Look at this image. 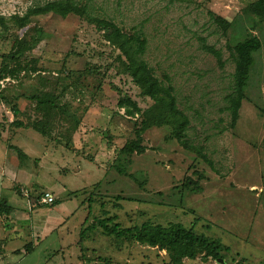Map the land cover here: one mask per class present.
Instances as JSON below:
<instances>
[{
    "label": "rangeland",
    "instance_id": "obj_1",
    "mask_svg": "<svg viewBox=\"0 0 264 264\" xmlns=\"http://www.w3.org/2000/svg\"><path fill=\"white\" fill-rule=\"evenodd\" d=\"M52 1L0 0V17L23 16ZM76 1L93 17L145 35L144 59L160 81L170 78L177 106L189 118L188 140L211 164L172 139L169 127H153L143 135L146 151L124 163L127 176L120 175L116 160L134 139L139 116H126L118 100L127 95L142 110L152 102L123 73L119 51L87 17L37 16L21 29L0 24V69L16 66L4 59L15 37H36L35 27L43 32L22 61L29 68L34 60L40 70L0 80V200L13 207L10 216H0V264L168 262L165 251L108 236L100 227L89 231L105 214L122 227L180 223L230 248L223 263L197 258L183 264H264V28L261 36L255 31L263 49L232 128L226 96L235 70L229 48L234 33L224 34L210 20L214 14L233 22L257 0ZM202 39L221 51L222 62L201 49ZM41 91L57 95L66 108L67 116L48 119V138L31 128L42 120L34 99ZM14 104L25 128L10 125ZM10 144L28 160L20 164ZM16 185L33 194L59 191L53 194L61 203L30 209ZM29 244L33 250L26 253Z\"/></svg>",
    "mask_w": 264,
    "mask_h": 264
},
{
    "label": "trees",
    "instance_id": "obj_2",
    "mask_svg": "<svg viewBox=\"0 0 264 264\" xmlns=\"http://www.w3.org/2000/svg\"><path fill=\"white\" fill-rule=\"evenodd\" d=\"M50 14L62 18H66L72 14L87 17L89 21L93 22L98 30L104 33V38L107 43L119 51L118 59L123 73L130 76L133 83L139 89L140 94L143 97L149 98L152 102L147 109L142 110L137 102L127 95L120 97L118 100V107L124 109L126 116L130 118L139 116L133 126L134 139L126 142L116 160V170L120 175L127 176L125 168L122 167L124 163H131L133 155H141L146 151V147L143 145V135L153 127H169L172 139L186 150L197 151L206 162L211 164L206 156L201 154V150L193 147L188 140L187 130L190 124L189 118L177 106V98L170 78L166 76L165 82L160 81L144 59L147 49V39L140 31L129 34L124 32L113 21L93 17L89 14V8L86 4H82L76 0H56L48 2L43 6L28 9L23 16L14 15L7 20L0 17V24L5 27V22L6 24L9 22L14 27L21 29L28 26L32 18ZM210 20L222 29L224 34L229 30H232L234 33L229 48L235 62V70L232 75L231 92L226 96L228 103L226 110L229 112L231 118L230 125L234 128L239 120V113L243 101L246 98V91L249 87L251 75L256 64V56L263 49V41L260 36L261 29L264 28V0H257L250 4L245 11V16H239L233 22H227L214 14H210ZM34 31L36 37L32 36L27 39L29 36H17L14 38L12 41V51L4 55V59L8 64L14 62L16 66L14 68H8L3 65L0 69V80L8 77L17 79L23 70H30L32 73H37L40 70L37 68L38 63L34 60L31 61L29 68L27 64L23 65L22 62L25 60L26 53L30 52L42 38L43 32L41 28L35 27ZM255 31H260V36L255 34ZM201 49L212 54L218 62H222L221 51L217 50L214 46L208 45L205 39H202ZM34 99L36 100V110L41 114L42 120L34 121L31 128L40 135L48 138L51 134L50 127H47L48 119L54 116H67L66 108L60 104L59 97L52 92L41 91L34 96ZM11 110L16 116V120L10 125L17 129L25 128L27 125L18 119L21 111L17 108L16 104L12 105ZM77 123V120H75L76 126L71 130L72 133L75 132ZM70 141H72L71 137L67 139L65 145L70 147ZM63 142L60 143L62 144ZM8 148L11 154L20 161V164L24 160H28V155L17 145L10 144ZM186 186L189 185L187 184ZM23 189L19 185L14 186L17 194L26 198L23 195L25 191ZM26 191L29 194V197L26 198L29 208H36L30 206L38 202L42 193L33 194L32 190L29 189ZM192 191H199V188H192ZM117 199L137 201L130 197L125 198L120 196ZM60 203V200H55L52 207ZM12 212L13 207L8 204V201L6 199L0 200V216H10ZM96 227H100L108 236L133 241L157 248L160 251H165L168 257L166 264H183L185 259L196 260L197 258L218 261L220 259L222 260L225 253L230 252V248L222 244L218 239L199 234L194 228H187L180 223H171L163 226L145 222L140 226L122 227L117 222L116 216L107 217V214H105L102 219H96L94 224H90L88 230L92 231ZM32 250V244L26 246V253H30Z\"/></svg>",
    "mask_w": 264,
    "mask_h": 264
},
{
    "label": "built area",
    "instance_id": "obj_3",
    "mask_svg": "<svg viewBox=\"0 0 264 264\" xmlns=\"http://www.w3.org/2000/svg\"><path fill=\"white\" fill-rule=\"evenodd\" d=\"M24 197L28 198L29 194L27 191L23 192ZM55 202V196L51 192H44L40 195L38 202L36 204L31 205L30 207H38V206H52Z\"/></svg>",
    "mask_w": 264,
    "mask_h": 264
},
{
    "label": "crops",
    "instance_id": "obj_4",
    "mask_svg": "<svg viewBox=\"0 0 264 264\" xmlns=\"http://www.w3.org/2000/svg\"><path fill=\"white\" fill-rule=\"evenodd\" d=\"M21 185H24V184H21ZM46 191L55 193L56 196H59V191L52 190L51 188H46Z\"/></svg>",
    "mask_w": 264,
    "mask_h": 264
},
{
    "label": "water",
    "instance_id": "obj_5",
    "mask_svg": "<svg viewBox=\"0 0 264 264\" xmlns=\"http://www.w3.org/2000/svg\"><path fill=\"white\" fill-rule=\"evenodd\" d=\"M218 262L223 263V260L220 259V260H218Z\"/></svg>",
    "mask_w": 264,
    "mask_h": 264
}]
</instances>
